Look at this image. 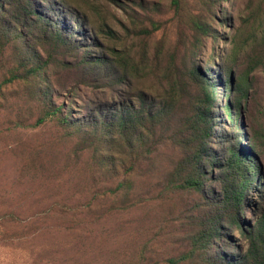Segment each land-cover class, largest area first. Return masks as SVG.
Instances as JSON below:
<instances>
[{
  "label": "rangeland",
  "instance_id": "obj_1",
  "mask_svg": "<svg viewBox=\"0 0 264 264\" xmlns=\"http://www.w3.org/2000/svg\"><path fill=\"white\" fill-rule=\"evenodd\" d=\"M263 218L264 0H0V264H241Z\"/></svg>",
  "mask_w": 264,
  "mask_h": 264
},
{
  "label": "trees",
  "instance_id": "obj_2",
  "mask_svg": "<svg viewBox=\"0 0 264 264\" xmlns=\"http://www.w3.org/2000/svg\"><path fill=\"white\" fill-rule=\"evenodd\" d=\"M177 0H175L176 2ZM208 99H211V96L208 93ZM122 115H128V113L124 112ZM45 119H42L39 123H43ZM247 160V159H246ZM251 179V176H247L246 177V183L248 184L249 181ZM190 184H194L193 182H190ZM248 186V185H247ZM242 187L238 193H237V197L238 199H240L239 203H241L242 201V196L244 195V191L246 189H244L243 191ZM223 235V226L220 224L219 229L216 232V239L218 240L219 238H221V236ZM257 237H259L260 239L263 238L264 239V218L262 219L261 222L258 223L256 230H254L251 234H250V247L248 249V253L245 255V257L243 258V260L241 261V264H264V255L260 257V255L262 254V250L260 249L259 246V240H257ZM264 252V250H263Z\"/></svg>",
  "mask_w": 264,
  "mask_h": 264
}]
</instances>
